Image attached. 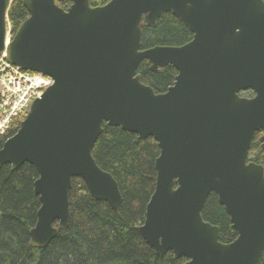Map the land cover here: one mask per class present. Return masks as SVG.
Returning <instances> with one entry per match:
<instances>
[{
  "label": "water",
  "instance_id": "1",
  "mask_svg": "<svg viewBox=\"0 0 264 264\" xmlns=\"http://www.w3.org/2000/svg\"><path fill=\"white\" fill-rule=\"evenodd\" d=\"M57 1L22 0L30 15L8 41L13 0H0V54L54 78L0 148V168L28 162L39 172L31 244L45 247L67 227L75 177L94 198L122 208L118 182L93 155L107 123L159 144L156 186L140 227L159 255L172 251L187 258L183 264H259L264 166L248 157L258 131L264 151V0H110L96 7L71 0L67 10ZM164 12L180 18L193 39L142 49L143 26H155ZM143 60L154 71L176 68L166 92L142 82ZM249 89L252 98L240 95ZM212 192L238 232L230 243L202 216Z\"/></svg>",
  "mask_w": 264,
  "mask_h": 264
},
{
  "label": "trees",
  "instance_id": "2",
  "mask_svg": "<svg viewBox=\"0 0 264 264\" xmlns=\"http://www.w3.org/2000/svg\"><path fill=\"white\" fill-rule=\"evenodd\" d=\"M93 7L110 0H89ZM67 10L71 0H58ZM22 0H13L8 17L11 35L29 17ZM142 49L158 45L180 46L193 39L189 27L172 12H164L155 26H143ZM141 80L156 93H164L175 82L178 71L166 66L154 71L146 60L138 68ZM242 97L252 98L253 90H244ZM25 116L12 122L6 135L0 136V148L13 136ZM256 132L249 151V161L264 166V151ZM160 154L153 137L140 139L138 134L120 126L103 125L93 149L101 168L110 172L118 182L123 197L121 209L93 197L84 180L72 179L70 217L65 229L45 247L31 244V230L38 220L41 206L34 183L39 177L37 168L24 163L17 169L6 164L0 168V264H183L186 257L176 259L172 251L159 255L145 240L140 227L144 223L146 206L155 190L156 159ZM205 221L218 226L220 241L230 243L238 237L230 216L212 192L204 205ZM57 225V222L56 224ZM259 264H264V250Z\"/></svg>",
  "mask_w": 264,
  "mask_h": 264
},
{
  "label": "built area",
  "instance_id": "3",
  "mask_svg": "<svg viewBox=\"0 0 264 264\" xmlns=\"http://www.w3.org/2000/svg\"><path fill=\"white\" fill-rule=\"evenodd\" d=\"M54 79L23 70L0 54V136L7 134L15 118L24 116L36 97L42 95Z\"/></svg>",
  "mask_w": 264,
  "mask_h": 264
},
{
  "label": "rangeland",
  "instance_id": "4",
  "mask_svg": "<svg viewBox=\"0 0 264 264\" xmlns=\"http://www.w3.org/2000/svg\"><path fill=\"white\" fill-rule=\"evenodd\" d=\"M12 125V124H11ZM10 128H11V126H10Z\"/></svg>",
  "mask_w": 264,
  "mask_h": 264
},
{
  "label": "bare ground",
  "instance_id": "5",
  "mask_svg": "<svg viewBox=\"0 0 264 264\" xmlns=\"http://www.w3.org/2000/svg\"><path fill=\"white\" fill-rule=\"evenodd\" d=\"M111 126V125H110Z\"/></svg>",
  "mask_w": 264,
  "mask_h": 264
},
{
  "label": "flooded vegetation",
  "instance_id": "6",
  "mask_svg": "<svg viewBox=\"0 0 264 264\" xmlns=\"http://www.w3.org/2000/svg\"><path fill=\"white\" fill-rule=\"evenodd\" d=\"M256 134V133H255Z\"/></svg>",
  "mask_w": 264,
  "mask_h": 264
}]
</instances>
